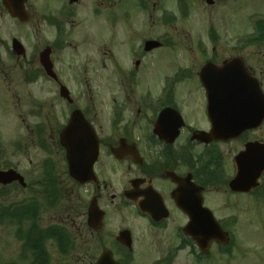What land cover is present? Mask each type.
<instances>
[{"label":"flooded vegetation","instance_id":"obj_1","mask_svg":"<svg viewBox=\"0 0 264 264\" xmlns=\"http://www.w3.org/2000/svg\"><path fill=\"white\" fill-rule=\"evenodd\" d=\"M221 1L0 0V264H175L225 247L203 253L190 231H208L209 209L230 237L238 218L216 198L264 197V120L211 137L215 118L261 110L264 42L252 27L219 46ZM246 147L250 188L235 190Z\"/></svg>","mask_w":264,"mask_h":264},{"label":"rangeland","instance_id":"obj_2","mask_svg":"<svg viewBox=\"0 0 264 264\" xmlns=\"http://www.w3.org/2000/svg\"><path fill=\"white\" fill-rule=\"evenodd\" d=\"M237 3L242 5L240 10ZM212 11L213 8L205 11L206 20L197 27L199 31L205 33V36L209 34L210 28H213L212 22L210 23L207 17ZM250 12L251 15L247 16ZM216 16L219 46L245 44L252 37L251 28L254 27L255 21L264 19V0H227L224 4L221 1L216 7ZM245 28H249L248 31L239 32ZM182 33L181 26L175 28V34L180 36L181 45L184 44ZM253 42H264V40L257 38ZM161 53L162 50L158 51L153 59L155 69L161 66L159 63ZM163 59L169 63L170 56H164ZM215 205L220 209L217 213L218 217L223 216L226 219L235 216L238 218L237 227H233L230 231L231 244L221 249L212 247L208 256L202 255L199 262L197 258L194 259L195 261L193 259L184 260L180 256L175 264H264V197L226 199L221 195L216 198ZM226 206L230 208H225ZM234 209H236L235 212ZM148 252L143 259H147L148 256L154 257L156 254L153 250ZM205 257L208 261H205Z\"/></svg>","mask_w":264,"mask_h":264},{"label":"water","instance_id":"obj_3","mask_svg":"<svg viewBox=\"0 0 264 264\" xmlns=\"http://www.w3.org/2000/svg\"><path fill=\"white\" fill-rule=\"evenodd\" d=\"M260 101L262 103V107L261 110L256 114V115H251L248 114L246 116H237V117H231V122L229 124H227V128H225L224 123H222V119H214L213 120V131L211 134V137L216 138V137H223V138H227L230 136H233L235 134L238 133V131H241L245 128H249L250 126H254L255 122H259L264 119V93L261 92L260 90ZM258 123V124H259ZM68 132V131H67ZM66 132V133H67ZM63 134V133H62ZM64 141V134L62 135V142ZM248 152H249V148H248ZM251 162H255V158H253V156H250ZM241 167H240V175L238 177V179H235L234 182L231 184L233 189H249V186H245L242 187L240 184H247V182H243L240 180V178L242 177V175L245 173V167L244 164L241 162L240 163ZM90 166V170H91V165ZM76 177L78 178V176L76 175ZM241 187V188H240ZM208 218H209V223H212L216 229L215 230H210L207 234H205L206 236L203 237L204 240L206 241L205 244L208 245L210 243L211 237H215L218 240H224L226 237V232H224L220 226H218V224L216 223L213 215H211V212L208 210ZM204 233V232H203ZM198 234L200 235H204L202 234V232H198V233H194V235L198 236ZM199 238V237H198ZM206 249V248H205Z\"/></svg>","mask_w":264,"mask_h":264},{"label":"trees","instance_id":"obj_4","mask_svg":"<svg viewBox=\"0 0 264 264\" xmlns=\"http://www.w3.org/2000/svg\"><path fill=\"white\" fill-rule=\"evenodd\" d=\"M260 38H264V37L260 35Z\"/></svg>","mask_w":264,"mask_h":264}]
</instances>
